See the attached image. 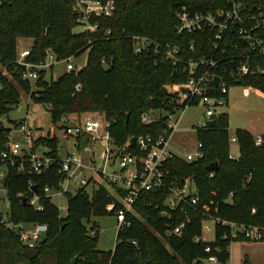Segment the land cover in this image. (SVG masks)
<instances>
[{"label": "trees", "instance_id": "trees-1", "mask_svg": "<svg viewBox=\"0 0 264 264\" xmlns=\"http://www.w3.org/2000/svg\"><path fill=\"white\" fill-rule=\"evenodd\" d=\"M75 1L0 0L1 66L12 69L20 36L32 38L29 59L33 61L44 60L48 49L58 59L87 51L84 65L65 70L57 78L48 77L52 68L40 69L34 82L22 79L19 72L8 78L0 68V150L5 148L11 128L1 117L19 103L20 90L46 104L54 123L69 113H104L112 121L110 130L116 144H123L130 136H157L168 127V115L144 122L142 114L151 109L173 111L176 103L171 102L169 86L185 81L187 70L164 51L156 52L154 44L135 52L132 36L145 35L179 45L180 57L185 59L192 55L191 40L199 41L200 36L197 32H177V11L183 5L192 11H216L228 4V0H115L112 15L89 17L97 24L96 29L76 31L81 22L74 10ZM241 1L251 2V8L253 4L264 6V0ZM263 60L258 63L263 65ZM232 69L233 62L227 59L216 70L224 74L229 87L251 85L264 92V73L238 77L231 74ZM212 94L223 93L214 88ZM16 122L12 120L13 125ZM228 127V113L222 112L209 121L208 128H199L203 157L168 158V178L180 183L191 178L201 201L212 200L211 211L217 215L264 227V146L255 144V134L249 129L237 127L239 150L236 157H231ZM36 144L59 157L57 136L41 135ZM214 160H218V168L210 170L207 166ZM19 166L18 160L8 163L1 179L9 213L5 216L0 209V264H73L77 254L74 264H210L206 259L211 254L218 257L219 264H230L231 243L248 240L243 235L232 238L229 226L224 224H217L213 240H196L201 232L200 215H192L180 233H173L171 229L184 213L168 210L169 215H163L167 190H146L134 204L136 214L128 213L130 225L117 231L114 248L101 250L96 245L97 235L89 230L96 229V221L91 220L93 216L116 214L121 206L118 198L102 184L93 192L86 187L75 188L65 194L67 208L62 216L53 196L44 191L47 184L57 186L61 179L58 161L45 173L30 171L31 162L27 160L22 162V169ZM35 195L40 208L30 202ZM35 222L46 223L48 229L35 246H29L12 224ZM207 245L211 250H206Z\"/></svg>", "mask_w": 264, "mask_h": 264}, {"label": "built area", "instance_id": "built-area-1", "mask_svg": "<svg viewBox=\"0 0 264 264\" xmlns=\"http://www.w3.org/2000/svg\"><path fill=\"white\" fill-rule=\"evenodd\" d=\"M251 4L249 1L228 0L225 8L216 11H192L187 5H183L176 13L177 32L179 34L197 32L200 36L199 41L191 40L189 48L192 55L185 59L180 57L182 49L179 45L164 44L145 35L132 36L135 52H142L148 44H154L156 52L164 51L174 62L181 61L187 70L185 81L169 86L172 93L171 102L176 103V107L173 111L161 109L168 115V127L160 134L135 136L134 143L131 142L130 136L123 144H116L110 130L112 121L104 113L78 119L71 118L73 113H69L60 120L61 130L67 140L74 139L73 145L77 151L68 150L66 154L55 157L47 153L46 147L36 144V140L41 136L37 130L25 119L19 120L15 125H10L5 148L0 150V180L6 175V165L14 164L17 160L20 161V169L23 161H30V171L36 173L47 172L48 167L58 161L57 173L61 179L57 186L47 184L44 187L46 195L60 196L70 189L88 188L91 184L100 185V180L106 181L116 190L121 204L115 214L118 230L130 225L128 213L136 214L134 204L142 191L166 189L164 204L167 210L162 214L169 215L168 210H179L184 213L181 221L171 229L173 233H180L192 215H200L201 232L196 236V240H206L204 232L215 231L217 224H224L229 226L232 238L243 235L248 240L261 241L264 238L263 226L229 220L217 215L211 211L212 200L201 201L195 182L191 178L185 179L182 183L169 180V169L166 167L168 158L181 156L169 143L179 120V115L175 120L172 119V115L187 105L203 103L206 105L208 118L194 126L197 131L199 128H208L209 121L223 112L219 107L228 104V82L224 74L216 71L223 66L225 60L233 62L231 74L235 76L264 73V64L258 63L259 59H264V6L253 4L251 8ZM74 10L79 14L81 30H94L97 24L91 23L89 17L112 15L115 0H76ZM46 52L44 60L33 61L29 59L31 47L21 48L16 58L12 60V69L8 65H0L2 73L12 78L15 72H19L22 79L34 82L40 75V69H51L56 61H65L68 71L77 67L73 61L74 56L58 59L50 49ZM224 70L226 71V68ZM216 74L220 77L218 83L214 81ZM242 86L244 95H248L254 88L251 85ZM214 88L223 94H212ZM262 95L264 96V92ZM179 103L185 105L179 106ZM155 110L158 109L145 111L142 120L150 122L160 117L161 115L153 113ZM96 141L104 144L105 148L97 152L92 145ZM230 142H237L235 134L230 135ZM255 144L264 146V133L255 134ZM202 145L199 141L194 151H188L182 157L188 160L203 157ZM237 155L232 152L230 154L231 157ZM1 165L5 168H1ZM120 189L123 193L119 192ZM0 191H4L3 195H6L2 184ZM30 202L40 208L37 195ZM13 225L18 227L20 239L29 246H35L48 229L47 224L41 222L30 223L29 226L26 223ZM90 232L94 233L95 230L91 229ZM206 250H211V246L207 245ZM206 260L210 264H219L215 254H211Z\"/></svg>", "mask_w": 264, "mask_h": 264}, {"label": "rangeland", "instance_id": "rangeland-1", "mask_svg": "<svg viewBox=\"0 0 264 264\" xmlns=\"http://www.w3.org/2000/svg\"><path fill=\"white\" fill-rule=\"evenodd\" d=\"M75 30H81V25L76 26ZM31 42V37H18V50L24 46L30 45ZM86 60L87 51L75 57L73 61L77 67H81L86 63ZM65 70L66 62L62 60L56 61L53 68L48 70V77L53 76V78H57ZM242 87L243 86L239 84L231 85L228 90V104L219 107L220 110L228 113V129L230 135L232 136L235 134V129L237 127H245L254 134L259 132L264 133V96L255 88H253L248 95H244ZM20 91L21 96L19 103L1 117L3 122L6 125H11L12 120L18 121L25 119L33 129L37 130L38 134L57 136L61 155L66 154L68 150L76 152V146L73 145L74 139L71 138L67 140L63 135L61 130L62 122H53L48 106L36 101L30 93L23 90ZM98 113L102 114V112L99 111H85L81 114L73 113L71 118L78 119L89 115L97 116ZM153 113L156 115L167 114L161 109L155 110ZM178 115V126L174 130L169 143L174 151L183 156L188 151H194L197 148L199 138L194 126L208 118L206 114V105L203 103L187 105L183 109L175 112L172 115V119H177ZM92 145L97 152L105 148L104 144L100 141H96ZM238 150V143L231 142L230 151L234 154H238ZM100 184L104 185L112 194L119 198L116 190L108 182L100 180ZM98 186V184L95 186L91 184L88 186V189L90 192H93ZM73 190L74 189H70V191ZM3 193L4 191H0V209L5 216H8L9 200ZM52 200L59 206L61 214L64 216L66 213L65 206H67V196L65 194L60 196L54 195ZM91 221H96L97 233L96 229L93 230H95V234L97 235V248L101 250L113 249L118 231L116 215L104 214L101 216H93ZM26 225L29 226L30 223H26ZM13 228L15 230L18 229L16 225H13ZM89 230H91V228ZM204 236L206 240H213L215 231L211 230L209 232H204ZM230 252V264H245L246 260L247 264H264V240H234L230 245Z\"/></svg>", "mask_w": 264, "mask_h": 264}, {"label": "water", "instance_id": "water-1", "mask_svg": "<svg viewBox=\"0 0 264 264\" xmlns=\"http://www.w3.org/2000/svg\"><path fill=\"white\" fill-rule=\"evenodd\" d=\"M219 79H220L219 75L216 74V75L214 76V81H215V83H218V82H219ZM135 139H136V137H135V136H132V137H131V142L134 143V142H135ZM207 167H208L210 170H215V169H217V168H218V160H214V161L209 162V164H208ZM33 187L35 188L36 185H34ZM23 200L25 201L26 199L24 198ZM77 258H78V254L75 255V256L73 257V259H72L73 264H74V262H76Z\"/></svg>", "mask_w": 264, "mask_h": 264}, {"label": "crops", "instance_id": "crops-1", "mask_svg": "<svg viewBox=\"0 0 264 264\" xmlns=\"http://www.w3.org/2000/svg\"><path fill=\"white\" fill-rule=\"evenodd\" d=\"M33 42V41H32ZM32 42H31V44L30 45H28V46H24V47H31V45H32ZM23 47V48H24ZM255 89H257V88H255ZM258 91H260L261 93H262V91L261 90H259V89H257ZM228 100H229V98H228ZM22 120H24V119H22ZM19 121V120H18ZM13 123H11V125H12ZM251 131V130H250ZM252 132V131H251ZM257 134V133H256ZM60 154V153H59ZM61 155V154H60ZM62 156V155H61ZM1 168H4V166L3 165H1ZM0 184H1V180H0Z\"/></svg>", "mask_w": 264, "mask_h": 264}]
</instances>
